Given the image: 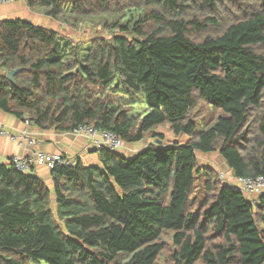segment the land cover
Here are the masks:
<instances>
[{
  "label": "trees",
  "instance_id": "16d2710c",
  "mask_svg": "<svg viewBox=\"0 0 264 264\" xmlns=\"http://www.w3.org/2000/svg\"><path fill=\"white\" fill-rule=\"evenodd\" d=\"M25 1L109 35L84 41L81 59L82 42L56 29L0 20V108L44 130L154 141L132 156L97 148L99 165L78 157L52 185L0 163V264H264V195L252 205L198 158L264 175V0ZM167 122L189 139L158 143Z\"/></svg>",
  "mask_w": 264,
  "mask_h": 264
},
{
  "label": "crops",
  "instance_id": "0c3cea01",
  "mask_svg": "<svg viewBox=\"0 0 264 264\" xmlns=\"http://www.w3.org/2000/svg\"><path fill=\"white\" fill-rule=\"evenodd\" d=\"M15 18H26L34 24L42 26H47L50 23L54 25L56 22L51 17L31 11L25 0H11L0 3V20ZM0 128H3L9 134H20L24 129H27L30 138L35 140L33 145L20 146L9 135H0V163L9 164V159L17 154L26 155L37 150H45L53 153H63L72 159L81 157L89 164H100L96 145L85 135L77 134L73 131L44 130L33 124L27 125L23 118H19L1 108ZM132 149L134 150V145L132 144L123 146V150L127 153L133 151ZM35 173L45 178L52 185L51 170L47 167L36 165Z\"/></svg>",
  "mask_w": 264,
  "mask_h": 264
},
{
  "label": "built area",
  "instance_id": "2783aa9c",
  "mask_svg": "<svg viewBox=\"0 0 264 264\" xmlns=\"http://www.w3.org/2000/svg\"><path fill=\"white\" fill-rule=\"evenodd\" d=\"M8 1L11 0H0V3ZM24 120L27 125H31L28 118L25 117ZM73 132L87 136L97 148L107 147L112 150H119L123 146L117 134L105 129H98L89 124L80 125ZM5 134L17 141L20 146L33 145L35 143V140L30 138L27 129H24L20 134H9L3 128H0V135ZM11 160L15 168L26 173L35 172L36 165L45 166L49 170H53L57 166H75L77 163L75 158L72 159L63 153H53L45 150H37L26 155L17 154L12 156ZM225 181L243 191L254 206L259 203L260 197L264 195V175L242 177L234 176L231 173L229 180Z\"/></svg>",
  "mask_w": 264,
  "mask_h": 264
},
{
  "label": "rangeland",
  "instance_id": "374dc122",
  "mask_svg": "<svg viewBox=\"0 0 264 264\" xmlns=\"http://www.w3.org/2000/svg\"><path fill=\"white\" fill-rule=\"evenodd\" d=\"M46 16V15H45ZM49 17V16H48ZM26 19V18H24ZM29 20V19H27ZM39 25V24H37ZM53 23H50L47 26H44L49 29H57L60 31L63 36H68L69 38L73 39L76 43L82 42L80 50L78 52V57L81 59H84L87 55V47L90 45V43H86L84 41L89 40L92 38L95 34L97 35H102V36H107L109 35L106 31H103L101 29H94L90 26L87 25H82L78 28H73L70 26H67L65 24L59 23L56 21L54 23V28ZM42 26V25H41ZM68 38H61V44L59 46L60 52L66 51V42H68ZM84 45V46H83ZM118 83V79L115 78V81L113 82L114 85ZM129 97L126 94H121L120 97L116 100L117 104H125L129 101ZM134 108L136 113L138 114H145L148 111V105H147V95L145 92H140L137 96L134 98ZM200 127H202L200 125ZM158 130L164 134V138L162 140V143L165 145L172 144L174 141H178L180 143H185L188 139L189 136L186 133H175L173 129H171L170 123H164L159 126ZM154 141L152 139L142 141L140 143H134V150L129 151L130 155L132 156L133 153L138 152L140 149L146 146L148 142ZM124 145V144H123ZM198 158L201 164H206L209 166L215 167L219 173L222 175L224 180H229V176L231 175L232 171L228 168L227 164L224 162L223 158L217 153H201L198 152ZM205 179L204 178H198L197 183L200 185V187L204 186ZM42 264H47L46 262H42Z\"/></svg>",
  "mask_w": 264,
  "mask_h": 264
},
{
  "label": "water",
  "instance_id": "95a60500",
  "mask_svg": "<svg viewBox=\"0 0 264 264\" xmlns=\"http://www.w3.org/2000/svg\"><path fill=\"white\" fill-rule=\"evenodd\" d=\"M7 76H8V78L13 79V72L9 71V72L7 73ZM157 142H158V143H162V140L159 139Z\"/></svg>",
  "mask_w": 264,
  "mask_h": 264
}]
</instances>
